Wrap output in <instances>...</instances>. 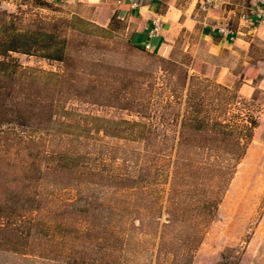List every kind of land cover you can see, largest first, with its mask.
Listing matches in <instances>:
<instances>
[{
  "label": "trees",
  "instance_id": "16d2710c",
  "mask_svg": "<svg viewBox=\"0 0 264 264\" xmlns=\"http://www.w3.org/2000/svg\"><path fill=\"white\" fill-rule=\"evenodd\" d=\"M33 6L52 9L48 0H22L14 12L0 8V252L29 256L41 249L38 256L44 259L64 257L41 246L91 231L90 226L71 229L70 220L88 221L109 193L137 191L139 206L148 205L146 189L164 183L166 204L157 209L149 200L148 221L139 222L147 230L148 223L157 221L152 229L159 243L151 264H168L163 249L173 253L169 264H189L198 230L174 252L163 248V234L179 218L188 225L182 206L187 202L191 216L204 221L216 216L259 125L257 115L242 109L249 100L227 85L189 75L179 62L161 55L166 65L159 68L160 86L155 72L106 65L102 58L80 57L85 65L73 68L72 21L46 17ZM95 43L81 45L105 47ZM16 54L58 61L63 68L57 72L24 65ZM106 107L136 118L98 112ZM51 185L56 189L49 190ZM103 207L101 217H93L101 219L98 239L103 243L95 245L104 253L91 263L119 264L106 254L123 249L112 224L113 215L123 213L111 204ZM163 211L168 218L161 222ZM221 255L217 264H239L235 247H226Z\"/></svg>",
  "mask_w": 264,
  "mask_h": 264
},
{
  "label": "rangeland",
  "instance_id": "374dc122",
  "mask_svg": "<svg viewBox=\"0 0 264 264\" xmlns=\"http://www.w3.org/2000/svg\"><path fill=\"white\" fill-rule=\"evenodd\" d=\"M234 1L238 4V0ZM21 2L22 0H0V8L14 12ZM49 2L52 9H39L35 6L33 8L39 10L46 17L66 18L72 21L73 27L76 28V30L69 29V36L73 40V46L69 50L71 58H73V61L70 62L71 67L78 69L81 65H85L80 57L84 61L102 58L106 65L155 72L158 76L157 84L162 85L163 80L159 68L164 67L166 63L160 60V55L131 44L122 23H113L111 26L105 27L110 31L105 34L95 27L104 26L91 21L98 15L95 8L73 1L56 0ZM233 7L235 9V6ZM96 41L101 42L105 47L102 49L91 47L96 44ZM85 43L91 46L83 48L82 45ZM254 46L259 48V45L255 44ZM77 48H80L81 51H77ZM184 48L183 42L178 41L170 55L165 58L179 62L184 70H188L189 75L207 77L211 81H216L213 75L209 74L210 69L208 66L202 62L195 63L192 55ZM16 56L24 65L35 66L43 70L58 72L63 68V64L58 61L23 54H16ZM238 82L229 86L232 92H238ZM254 97L255 100L247 98L250 104L242 109L245 112H252L257 115L259 125L254 130L253 139L246 152L247 155L238 165L236 173L222 195L216 216L207 221L201 220L197 216H191L189 213L191 203L187 202L188 204H182V206L186 212V217L183 220H187L188 225L183 224L182 218H179L177 225L170 228V232L167 231L163 234L166 241L163 248L167 251H173L172 248H178L181 240L189 238L188 236L191 235L193 229L194 231L198 230L196 242L194 241V244H192L191 254L193 255H191L192 258L189 264H217L221 259L222 251L226 247H235L239 251V264H264V90L257 89ZM98 112L108 117L136 118L125 110L113 107L100 108ZM119 142L122 143V141ZM50 179L52 180V177ZM48 188L49 190L56 189L53 185L48 186ZM182 188L187 189L186 187ZM86 191L83 189L84 193ZM167 191L168 185L164 183L151 184L143 196L144 200H147L144 204L148 205L141 206H139L140 202L138 201L140 200V194L137 191L126 190L114 194L109 193L102 201V207L91 212V218L88 221L83 217H79L70 220L68 223L73 230H85L86 227L90 226L91 231H85L81 236H76V233H73L63 244L57 245L52 242L50 246H41V248H48V250L55 248V250L63 252L64 257L44 259L38 256L43 255L40 253L41 249L35 251L34 255L29 256L0 252V264H92V258L96 257L98 259L104 253L99 251L98 248L99 243H103L102 240L99 241L100 239H98L101 237L99 230L102 224L101 219L94 218L93 214L101 217L102 209L104 210L103 206L107 209L108 204L113 205L117 211L123 213L116 212L112 219V224L117 226L115 237L119 240V244H123V249L109 252L110 254H106V258L116 260L119 264H151L159 243V236L155 229H152L157 226V221L154 226L148 223L147 230L142 229L139 222L148 221L149 214L145 206L151 205L148 203L149 200H153L151 202L154 203V208L157 209H159L161 203L166 204ZM166 218H168L167 213L163 211L161 222L165 221ZM135 224L139 226L138 229L134 227ZM93 226H96V229ZM96 240H98L97 243ZM69 256L77 258V261H69L67 259ZM82 256L86 258V262H83ZM161 257L169 264L173 260V253L164 254L163 249Z\"/></svg>",
  "mask_w": 264,
  "mask_h": 264
},
{
  "label": "crops",
  "instance_id": "0c3cea01",
  "mask_svg": "<svg viewBox=\"0 0 264 264\" xmlns=\"http://www.w3.org/2000/svg\"><path fill=\"white\" fill-rule=\"evenodd\" d=\"M70 1L95 8L98 15L91 21L99 25L122 23L133 45L144 48L148 44L150 52L163 57L182 41L194 62L205 63L216 82L230 86L239 80L237 91L242 97L251 98L257 89L264 90V21L250 14L255 7L264 11V0H238L235 9L210 16L197 9L198 0ZM242 13L250 14L254 21H246ZM157 19L158 31L151 35ZM226 22L233 39L216 28Z\"/></svg>",
  "mask_w": 264,
  "mask_h": 264
},
{
  "label": "built area",
  "instance_id": "2783aa9c",
  "mask_svg": "<svg viewBox=\"0 0 264 264\" xmlns=\"http://www.w3.org/2000/svg\"><path fill=\"white\" fill-rule=\"evenodd\" d=\"M48 1H56V0H48ZM68 1V0H63ZM235 1L234 0H198L197 1V9L201 12H203L205 15L210 16L218 12L226 11V10H232L234 9ZM250 14L255 18V20L262 22L264 21V11L260 7H255L250 10ZM250 14L242 13L241 17L245 19L246 21H254L252 20V16L250 18ZM155 26L150 31L151 35H154L158 31L159 27V20L154 21ZM218 29V32H220L223 35H232L230 36V39H233V31L229 26V23H222L218 26H216ZM144 49H147V51L150 50V46L147 44L144 46Z\"/></svg>",
  "mask_w": 264,
  "mask_h": 264
}]
</instances>
